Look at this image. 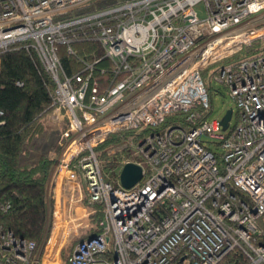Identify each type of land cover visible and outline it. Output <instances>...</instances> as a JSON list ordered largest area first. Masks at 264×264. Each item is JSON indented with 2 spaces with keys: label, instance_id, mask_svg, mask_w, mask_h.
Instances as JSON below:
<instances>
[{
  "label": "built area",
  "instance_id": "obj_1",
  "mask_svg": "<svg viewBox=\"0 0 264 264\" xmlns=\"http://www.w3.org/2000/svg\"><path fill=\"white\" fill-rule=\"evenodd\" d=\"M95 1L0 0V65L32 48L53 80L48 118L65 128L50 173L70 186L38 247L0 225V264H230L233 253L264 264V53L219 65L264 41V0H109L86 12ZM81 42L101 56L82 58ZM62 52L78 57L76 71ZM213 65L208 82L235 104L225 130L207 119L202 73ZM126 132L114 151L128 157L105 169L96 148ZM127 163L142 170L130 188L119 179Z\"/></svg>",
  "mask_w": 264,
  "mask_h": 264
},
{
  "label": "trees",
  "instance_id": "obj_2",
  "mask_svg": "<svg viewBox=\"0 0 264 264\" xmlns=\"http://www.w3.org/2000/svg\"><path fill=\"white\" fill-rule=\"evenodd\" d=\"M109 0H98L86 9L94 11ZM82 58L92 60L101 56V49L92 42L75 44ZM257 50L264 53V41L243 47L220 64L248 56ZM68 73L79 68L78 57L61 54ZM106 66L108 62L104 63ZM55 84L42 68L32 48L10 50L2 54L0 65V205H9L0 211V225L15 236L33 242L38 247L49 230L51 202L46 198V184L55 157L35 151L34 141L46 129L44 118L51 111ZM175 114H169L161 127L172 123ZM130 132L111 134L96 148V155L105 169L113 168L127 152L109 153L117 145H124ZM35 148V149H34ZM126 150V149H125ZM57 152V148L55 149ZM220 166V161H219ZM233 193L244 198L241 192ZM100 232L99 226L81 234V239ZM236 258L235 262L232 261ZM230 264H244L239 254L227 256ZM62 264H69L65 259Z\"/></svg>",
  "mask_w": 264,
  "mask_h": 264
},
{
  "label": "rangeland",
  "instance_id": "obj_3",
  "mask_svg": "<svg viewBox=\"0 0 264 264\" xmlns=\"http://www.w3.org/2000/svg\"><path fill=\"white\" fill-rule=\"evenodd\" d=\"M194 9L200 18L204 17V8H203L202 3L196 5ZM215 69L216 67L213 65L207 68L202 73L204 80H205V85L207 88L208 100L210 103V111H209L207 119L209 121L210 120L220 121L222 117L224 116L225 112L231 108L232 117L230 119L229 125L230 127H232L234 126L235 121H236V115H235L236 110H235V104L233 103V100L229 97L227 93V89L224 87L223 84L216 81L215 79H212L210 83L208 82L209 74L212 71H215ZM47 120H48V115L44 118L46 129L42 135H40L39 137L35 139L34 144H35V147L37 148V152L44 153L48 155L49 157H56L58 154V151L57 152L55 151L56 148L58 150L57 140H58V137L61 131L65 128V123L58 124L54 122L53 124L52 122V125H50L48 124L49 122H47ZM203 139L205 141H210L206 136H203ZM209 145L211 149H214V145L212 143H210ZM114 149L115 147L112 150H110L112 151L113 154L116 153ZM124 152H126V150H124Z\"/></svg>",
  "mask_w": 264,
  "mask_h": 264
},
{
  "label": "crops",
  "instance_id": "obj_4",
  "mask_svg": "<svg viewBox=\"0 0 264 264\" xmlns=\"http://www.w3.org/2000/svg\"><path fill=\"white\" fill-rule=\"evenodd\" d=\"M47 122H49L48 124L52 125L51 119L48 118ZM53 124H54V122H53ZM35 151H37V148ZM56 158H57V156L55 157V159ZM55 183H56V185H55ZM69 190H70V186L67 182L64 183L63 181L57 180L56 177L51 176V173H50L47 184H46V198L50 200L51 208L53 207L55 200H56L55 195L58 194L59 197L62 199V201L65 202V200L63 198H67L69 196ZM71 195L75 196L76 191H72ZM83 210H84L83 207L80 206L79 204L74 205V212L76 213L77 216L82 215L84 212Z\"/></svg>",
  "mask_w": 264,
  "mask_h": 264
},
{
  "label": "water",
  "instance_id": "obj_5",
  "mask_svg": "<svg viewBox=\"0 0 264 264\" xmlns=\"http://www.w3.org/2000/svg\"><path fill=\"white\" fill-rule=\"evenodd\" d=\"M232 109H228L222 119L219 121L222 130H225L228 127V123L231 118ZM142 176V170L138 165H135L133 163H127L125 164L119 174V179L122 187L124 188H130L135 183H137Z\"/></svg>",
  "mask_w": 264,
  "mask_h": 264
}]
</instances>
